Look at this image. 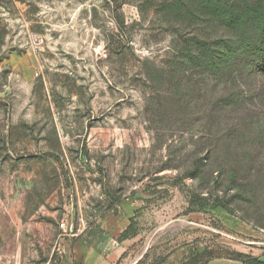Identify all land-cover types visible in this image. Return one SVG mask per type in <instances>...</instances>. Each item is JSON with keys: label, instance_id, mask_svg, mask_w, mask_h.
Returning <instances> with one entry per match:
<instances>
[{"label": "rangeland", "instance_id": "rangeland-1", "mask_svg": "<svg viewBox=\"0 0 264 264\" xmlns=\"http://www.w3.org/2000/svg\"><path fill=\"white\" fill-rule=\"evenodd\" d=\"M204 2L0 0V264L97 238L118 264H264V134L209 132Z\"/></svg>", "mask_w": 264, "mask_h": 264}, {"label": "trees", "instance_id": "trees-1", "mask_svg": "<svg viewBox=\"0 0 264 264\" xmlns=\"http://www.w3.org/2000/svg\"><path fill=\"white\" fill-rule=\"evenodd\" d=\"M199 5L195 2L191 11L197 13ZM202 6L204 21L211 29L204 46V68L211 76L209 83L213 85L214 82L211 92L217 94V88L225 87L209 107L207 126L211 135L223 136L229 142L227 148L235 146L242 155L248 142L246 138H251L248 146L255 143L256 138L250 135L253 126L259 127L264 134V78L257 83H246L247 75L264 77V0H205ZM240 87L243 91L233 89ZM245 87H248L247 91H244ZM256 107L260 111H252L247 117L235 115L244 108ZM231 113L233 117L229 124L224 117ZM258 144L264 149V140L260 139ZM246 153L250 154L251 149ZM242 257L239 259L248 264V258ZM257 263V260L251 261V264Z\"/></svg>", "mask_w": 264, "mask_h": 264}, {"label": "crops", "instance_id": "crops-1", "mask_svg": "<svg viewBox=\"0 0 264 264\" xmlns=\"http://www.w3.org/2000/svg\"><path fill=\"white\" fill-rule=\"evenodd\" d=\"M105 235V234H104ZM103 239V238H102ZM110 238V240L115 244V239ZM117 239V238H116ZM101 239H96L92 244L84 246L85 242L82 239L77 241V244L64 243L60 245L59 253H60V261L58 264H116L122 254L124 253L123 244H119L116 242L117 249L110 248L112 253H105L102 251H98L96 244L100 242ZM119 241V240H118ZM79 258L81 260L80 263H77L76 259ZM212 264H244L242 260L238 261H217Z\"/></svg>", "mask_w": 264, "mask_h": 264}, {"label": "built area", "instance_id": "built-area-1", "mask_svg": "<svg viewBox=\"0 0 264 264\" xmlns=\"http://www.w3.org/2000/svg\"><path fill=\"white\" fill-rule=\"evenodd\" d=\"M63 227V226H62Z\"/></svg>", "mask_w": 264, "mask_h": 264}]
</instances>
